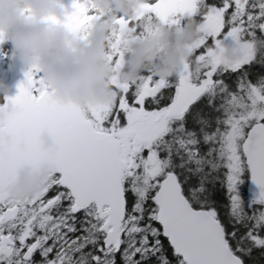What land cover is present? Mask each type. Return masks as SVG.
<instances>
[{
    "label": "snow or ice",
    "instance_id": "1",
    "mask_svg": "<svg viewBox=\"0 0 264 264\" xmlns=\"http://www.w3.org/2000/svg\"><path fill=\"white\" fill-rule=\"evenodd\" d=\"M70 8L63 23L86 39L102 10ZM186 18L202 36L175 78L113 79L111 102L83 107L33 66L0 101V264H264V0H145L117 24ZM45 162L48 185L13 198L22 168Z\"/></svg>",
    "mask_w": 264,
    "mask_h": 264
},
{
    "label": "clouds",
    "instance_id": "2",
    "mask_svg": "<svg viewBox=\"0 0 264 264\" xmlns=\"http://www.w3.org/2000/svg\"><path fill=\"white\" fill-rule=\"evenodd\" d=\"M144 2L94 0L103 15L92 22L84 39L63 23L71 8L61 0H0V46L10 45L11 59L29 69L38 67V75L55 100L83 107L109 103L114 99L113 79L131 83L148 72L171 79L178 68L191 61L193 45L202 36L193 18L139 34V25L117 24L121 16L136 18ZM113 47L120 53L118 64L109 59ZM226 56L235 58L236 53L228 50ZM9 91L7 82L0 79V97ZM8 115L7 107L0 105V123ZM40 143L48 151L58 147L47 131L41 134ZM54 175L51 163L27 165L8 191L15 199H27L41 192Z\"/></svg>",
    "mask_w": 264,
    "mask_h": 264
},
{
    "label": "flooded vegetation",
    "instance_id": "3",
    "mask_svg": "<svg viewBox=\"0 0 264 264\" xmlns=\"http://www.w3.org/2000/svg\"><path fill=\"white\" fill-rule=\"evenodd\" d=\"M61 2L66 6L70 7L71 6V0H61ZM154 2V0H153ZM184 21H182V24ZM141 32V29H137V34ZM0 62H1V68L5 72V81L7 84L9 81L13 78V80L18 81L21 78L24 77L25 72L29 71L28 66H19L18 68H15L13 66L12 59L10 57V45H2L0 46ZM175 78V76H173ZM3 100V97H0V101Z\"/></svg>",
    "mask_w": 264,
    "mask_h": 264
},
{
    "label": "water",
    "instance_id": "4",
    "mask_svg": "<svg viewBox=\"0 0 264 264\" xmlns=\"http://www.w3.org/2000/svg\"><path fill=\"white\" fill-rule=\"evenodd\" d=\"M13 66L15 68H18L19 66H25L21 61H19L18 59L13 60ZM26 73V72H25ZM25 80V75L23 78H21L18 81L13 80V78L9 81L8 85L10 86V91L7 93V96H14L17 91H18V85ZM4 98V97H3Z\"/></svg>",
    "mask_w": 264,
    "mask_h": 264
},
{
    "label": "rangeland",
    "instance_id": "5",
    "mask_svg": "<svg viewBox=\"0 0 264 264\" xmlns=\"http://www.w3.org/2000/svg\"><path fill=\"white\" fill-rule=\"evenodd\" d=\"M0 79H5V72L4 70L1 68V62H0ZM5 81V80H4Z\"/></svg>",
    "mask_w": 264,
    "mask_h": 264
}]
</instances>
